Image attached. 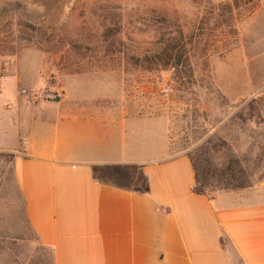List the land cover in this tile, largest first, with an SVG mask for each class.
Segmentation results:
<instances>
[{
	"label": "rangeland",
	"instance_id": "1",
	"mask_svg": "<svg viewBox=\"0 0 264 264\" xmlns=\"http://www.w3.org/2000/svg\"><path fill=\"white\" fill-rule=\"evenodd\" d=\"M0 77V140L16 133V98L106 93L167 127L169 156L191 158L206 195L264 183V0H0ZM9 250L17 264L32 254Z\"/></svg>",
	"mask_w": 264,
	"mask_h": 264
},
{
	"label": "crops",
	"instance_id": "2",
	"mask_svg": "<svg viewBox=\"0 0 264 264\" xmlns=\"http://www.w3.org/2000/svg\"><path fill=\"white\" fill-rule=\"evenodd\" d=\"M12 102L16 133L0 154L15 192L0 202V246H28L25 264H264L263 184L195 193V165L169 156L167 127L118 96ZM139 176L147 191L117 182ZM18 262L0 252V264Z\"/></svg>",
	"mask_w": 264,
	"mask_h": 264
},
{
	"label": "trees",
	"instance_id": "3",
	"mask_svg": "<svg viewBox=\"0 0 264 264\" xmlns=\"http://www.w3.org/2000/svg\"><path fill=\"white\" fill-rule=\"evenodd\" d=\"M195 168L197 170V167L196 166H195ZM95 170H96L95 172L97 174L100 171L99 169H95ZM137 179H138L137 182L135 181V183H133V184H131L130 181L127 182L128 180L126 181V179H121V181H117V182H121V183L127 184V185L129 184L133 188L138 189L140 191H147V189L145 188L144 179L141 176H139ZM141 182H143V185H141ZM201 186H202V184L200 183L199 175H198V172H197V183L195 185L194 192L197 193V194H201V195L205 194V192L201 190V188H200Z\"/></svg>",
	"mask_w": 264,
	"mask_h": 264
},
{
	"label": "built area",
	"instance_id": "4",
	"mask_svg": "<svg viewBox=\"0 0 264 264\" xmlns=\"http://www.w3.org/2000/svg\"><path fill=\"white\" fill-rule=\"evenodd\" d=\"M2 87H3V80H2V78L0 77V91H1ZM263 186H264V183H263Z\"/></svg>",
	"mask_w": 264,
	"mask_h": 264
}]
</instances>
